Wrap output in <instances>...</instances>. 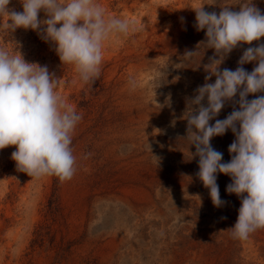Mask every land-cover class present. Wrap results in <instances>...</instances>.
I'll return each instance as SVG.
<instances>
[{"label": "rangeland", "instance_id": "rangeland-1", "mask_svg": "<svg viewBox=\"0 0 264 264\" xmlns=\"http://www.w3.org/2000/svg\"><path fill=\"white\" fill-rule=\"evenodd\" d=\"M94 2L106 17L134 22L128 35L113 34L103 42L94 83H83L74 66L62 65L55 45L38 31L0 28V47L10 54H18V48L26 62L47 66L60 78L56 92L82 114L73 133L77 163L71 180L29 177L16 170L14 146L0 150V264H105L111 250L109 264H169L176 251L178 264H187L197 248L204 250L201 264H245L242 240L228 230L238 219L241 198L226 191L230 176L217 173L226 203L213 205L196 175L199 157L188 154L184 119L188 102L206 83L205 66L220 58L212 48H198L206 29L197 31L194 9L204 4L205 11L219 14L224 3L238 11L239 0ZM253 3L264 13V0ZM8 7L22 11V0H11ZM38 19H46L44 11ZM7 20L0 16V25ZM260 43L264 37L237 46L219 70L234 71L244 51ZM188 52L197 53L187 57ZM242 67L251 72L256 62ZM260 95L264 92L247 99ZM238 100L239 94L226 101L209 123L238 110ZM202 103L207 106V98ZM235 138L229 129L211 139L223 153L222 163L231 160L228 148ZM189 151L195 153V147ZM133 187L150 192L130 205L123 196ZM250 236L261 237L259 259L264 260L263 229Z\"/></svg>", "mask_w": 264, "mask_h": 264}, {"label": "clouds", "instance_id": "clouds-1", "mask_svg": "<svg viewBox=\"0 0 264 264\" xmlns=\"http://www.w3.org/2000/svg\"><path fill=\"white\" fill-rule=\"evenodd\" d=\"M10 3L0 0V16L8 17L0 28L8 33L17 28L38 31L42 39L55 45L61 64L74 66L85 84L100 76L103 42L113 34L128 35L134 30V22L106 17L94 0H22L19 12L9 9ZM203 5L194 9L197 31L206 29V41L198 48H212L220 58L205 66L209 71L206 83L188 102L184 114L187 151L190 159L199 157L196 175L209 189L215 207L226 203L220 198L217 173L230 176L226 191L241 198V207L235 225L228 230L233 238L247 240L264 229V95L247 99L249 94L264 92V43L248 47L234 71H220L219 65L237 46L252 45L264 37V13L253 0H239L235 4L238 11L222 3L219 14L205 11ZM41 11L46 14L44 20L38 19ZM15 51L18 54L0 47V150L14 146L11 159L16 170L29 177L71 180L77 163L72 139L82 114L56 92L60 78L50 74L47 66L26 62L18 48ZM250 62H256V67L248 72L242 65ZM213 75L215 82L207 83ZM237 94L239 109L210 124ZM205 98L207 106L202 103ZM229 129L236 138L228 148L231 160L222 163L223 153L210 142ZM191 146L195 153L189 151Z\"/></svg>", "mask_w": 264, "mask_h": 264}, {"label": "bare ground", "instance_id": "bare-ground-1", "mask_svg": "<svg viewBox=\"0 0 264 264\" xmlns=\"http://www.w3.org/2000/svg\"><path fill=\"white\" fill-rule=\"evenodd\" d=\"M174 43V42H173ZM175 44V43H174ZM159 115V114H158ZM133 178V177H132ZM152 186V185H151ZM143 187V186H142ZM150 192V191H149ZM149 192H147L146 190H140V189H136V188H132L129 189L128 191L126 190L123 196V200L130 205H133L134 203H132L133 201L138 200V196L142 195L143 197H146L147 195H149ZM153 193V191H152ZM141 199V198H140ZM139 199V200H140ZM144 203V202H143ZM135 205V204H134ZM124 214V213H123ZM182 231V230H181ZM191 231V230H190ZM264 231V229H263ZM258 234V233H257ZM261 235V234H260ZM262 236V235H261ZM111 237V236H110ZM115 237V236H114ZM260 236L258 238L256 237H249V239L247 240H242V245H243V254L242 257L244 258V262L245 264H264V260L259 259V241L260 240ZM94 239V238H93ZM96 239V238H95ZM98 239V238H97ZM110 240V239H109ZM194 240V239H193ZM261 241V240H260ZM114 242V241H113ZM112 242V243H113ZM104 243V242H103ZM177 252V251H176ZM174 252L171 256H170V263L169 264H178L176 257H177V253ZM193 253L191 254V256H188V263L187 264H201L202 261H204L205 259V254H204V250L201 248H197L196 251H192ZM113 250H111L109 253L106 254L105 256V264H109V261L111 260V257L113 256ZM159 254V253H158ZM186 256V254L184 255V257ZM239 256V255H238ZM262 258V257H261ZM240 259V258H239ZM242 259V258H241ZM242 262V261H241ZM184 264V263H183Z\"/></svg>", "mask_w": 264, "mask_h": 264}]
</instances>
